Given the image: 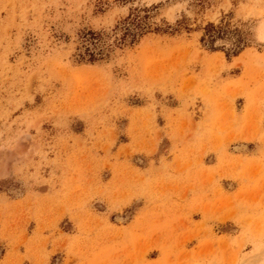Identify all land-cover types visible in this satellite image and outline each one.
<instances>
[{
    "label": "rangeland",
    "instance_id": "374dc122",
    "mask_svg": "<svg viewBox=\"0 0 264 264\" xmlns=\"http://www.w3.org/2000/svg\"><path fill=\"white\" fill-rule=\"evenodd\" d=\"M263 21L0 0V264H264Z\"/></svg>",
    "mask_w": 264,
    "mask_h": 264
},
{
    "label": "trees",
    "instance_id": "16d2710c",
    "mask_svg": "<svg viewBox=\"0 0 264 264\" xmlns=\"http://www.w3.org/2000/svg\"><path fill=\"white\" fill-rule=\"evenodd\" d=\"M87 35H89V37H90V39H92L94 42H96V41H98V34L96 33V32H94V31H89L88 33H87ZM136 33H132V37L134 38V41H135V37H136ZM204 39V38H203ZM133 41V42H134ZM88 51H89V53H90V61H95V60H97L96 59V57H95V55H96V53H95V51L94 50H90L89 48H88ZM227 56L229 57V55L227 54Z\"/></svg>",
    "mask_w": 264,
    "mask_h": 264
},
{
    "label": "bare ground",
    "instance_id": "6f19581e",
    "mask_svg": "<svg viewBox=\"0 0 264 264\" xmlns=\"http://www.w3.org/2000/svg\"><path fill=\"white\" fill-rule=\"evenodd\" d=\"M260 32H261L262 37L264 38V21H263V23L261 24Z\"/></svg>",
    "mask_w": 264,
    "mask_h": 264
}]
</instances>
